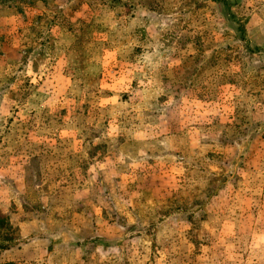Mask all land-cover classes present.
I'll return each mask as SVG.
<instances>
[{"label": "rangeland", "instance_id": "rangeland-1", "mask_svg": "<svg viewBox=\"0 0 264 264\" xmlns=\"http://www.w3.org/2000/svg\"><path fill=\"white\" fill-rule=\"evenodd\" d=\"M0 245L264 264V0H0Z\"/></svg>", "mask_w": 264, "mask_h": 264}, {"label": "trees", "instance_id": "trees-1", "mask_svg": "<svg viewBox=\"0 0 264 264\" xmlns=\"http://www.w3.org/2000/svg\"><path fill=\"white\" fill-rule=\"evenodd\" d=\"M7 241H10V240L8 239ZM2 248H3V245H2V246L0 245V250H1Z\"/></svg>", "mask_w": 264, "mask_h": 264}]
</instances>
